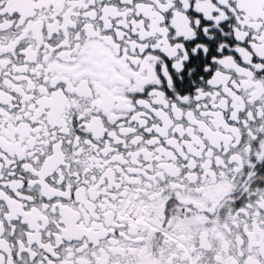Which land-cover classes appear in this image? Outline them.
Instances as JSON below:
<instances>
[{"label": "snow or ice", "instance_id": "snow-or-ice-1", "mask_svg": "<svg viewBox=\"0 0 264 264\" xmlns=\"http://www.w3.org/2000/svg\"><path fill=\"white\" fill-rule=\"evenodd\" d=\"M0 264H264V0H0Z\"/></svg>", "mask_w": 264, "mask_h": 264}]
</instances>
